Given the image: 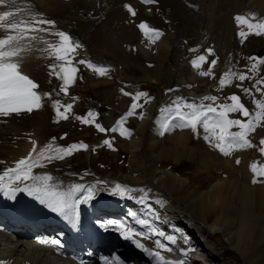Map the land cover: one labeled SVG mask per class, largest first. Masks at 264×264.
Instances as JSON below:
<instances>
[{
    "label": "bare ground",
    "instance_id": "1",
    "mask_svg": "<svg viewBox=\"0 0 264 264\" xmlns=\"http://www.w3.org/2000/svg\"><path fill=\"white\" fill-rule=\"evenodd\" d=\"M113 2L114 0H106L105 2L94 0V3L93 0H17L18 4H27L34 12H38L44 18L54 21L56 30L64 31L73 37L74 40L78 42L81 40L85 43L86 53L89 51L93 52L92 55L88 56L94 59V63H109L108 74L101 76L105 78L99 79L96 82H90V85L94 89L92 92L94 96L97 95L96 86L110 84L109 81L112 80L113 74L115 77L114 81H116V78H120L118 74H120V70L123 69L122 65L125 63L118 59H108L104 54L117 57V47L120 46L123 51L125 47L133 48L137 55H142V50H148V54H151L150 60L146 61L147 58L142 55L145 61L139 60L138 63L143 65L140 66L143 79L155 86L156 101L154 100L149 105L147 104L148 106L144 110L142 122L138 124V129L136 130L138 132L132 131L127 140H123L119 145L129 155L130 175L124 181L117 182L132 185V187L133 185H144L146 190H149V194L163 195L169 201L182 204L183 208H180V205L178 207L193 219V222H190L191 225L195 224L205 227L208 231L206 233L213 235L214 240L225 245L232 252L233 258L228 262L229 264H264V180L259 178L258 183L252 184L251 182L250 165L253 157L247 159L246 155L247 150H251L235 151L236 156H233L235 158L232 157V161L230 160V162L225 163L220 156V152L207 145L197 135L194 140L196 147L192 149V152L185 160L184 152L186 150L185 147H187V140H180L173 148H166L163 142L167 139L161 135L159 136V130L151 131L152 128H149V130L147 128L148 125L146 127L143 125L149 122V118L157 104H163L168 98L177 96L181 91L188 93L186 89L180 88V85L184 81L178 74H175L178 71L176 68L177 58L185 56L183 59L186 60L192 55H202L205 47V50L211 47L214 50L211 56L215 55L216 61L220 59L217 63L221 64L219 66L216 64L213 67L216 71L221 72L227 65L225 62L228 57L226 48L228 46L231 48V57H234L237 52L236 50H238L233 35L235 26L231 15L242 12L247 16L254 14L257 18H264V0H154L150 8L152 11L159 9L156 13L157 18L162 21L165 19L166 21L163 27L164 32L159 39L156 41L153 39L149 43L143 41L144 39L141 38L142 33H138L137 29L140 23H145L147 26V23L150 24L152 22L154 24L156 22V14L152 12L150 15H145L138 11L135 12V16H132L133 20L128 21L130 17L127 15L125 18V11L121 10L116 11V15L109 20L108 24L106 22L103 23L102 21L117 7ZM129 3L131 6L136 7L138 1L132 0ZM101 16H104V18L100 19ZM140 16L142 17L136 21V18ZM101 22L103 23L101 28L97 27ZM128 22H132V24ZM81 26H84L82 31L79 30ZM129 27L135 32L136 37ZM88 28H91V32L89 33H87ZM105 28L108 32L103 31ZM153 28L158 29L159 27L153 26ZM167 29H173L168 36L170 41L164 42L162 46H157L156 49L155 45L167 34ZM3 35V30H0V37ZM44 35L50 41L58 39L47 34ZM230 40L232 43H229ZM146 44H150L149 48ZM193 45L197 46V51L189 54V51L194 49L190 47ZM231 45L232 47H230ZM243 45L246 46V53L252 54L255 49L264 47V36L251 37ZM81 50L83 49L79 48L74 53L70 52L68 58L71 57L72 59L74 54L76 57H79L84 51L81 52ZM239 50L243 52L241 49ZM125 56L122 53L121 58L126 59ZM205 57H209L206 55V52ZM43 58L45 61H43ZM41 59L49 74L50 68L48 67V63L53 62L56 64V61L54 57L51 59L47 58L49 61L46 60L38 51L26 55L21 61L22 73L24 71L28 74L30 73L24 66L25 61L31 64L32 60L34 63H37ZM150 61H152L151 66L153 68L144 67ZM183 62L182 66L184 68L181 66L180 69H186L187 76L190 77V73H193L191 70L192 64ZM188 70H191V72H188ZM123 74H125L122 77L124 82L131 81L126 73ZM51 76L56 77L55 75ZM107 76H109V79ZM31 77L29 78L32 79ZM198 78L206 79L204 77ZM32 80L36 83L39 82L34 77ZM119 82H121V79H119ZM133 82L134 84L137 83L136 81ZM82 83L85 82L82 81ZM194 83L195 85L203 86V84ZM39 88L46 90L41 83ZM39 88L37 91H39ZM54 88H56V83ZM203 88L205 89V86ZM102 96L105 103H107L105 105L108 107L117 110L125 109V99L120 96L119 90L114 89L111 93L106 90L102 91ZM51 104L49 103L50 106ZM37 110L38 108L34 109L31 113L22 112L19 115L11 114L7 117H0V161H3L0 165L3 166L2 170L8 167H15V162L20 158H24L31 150V141H35L38 148L41 140L40 125L43 119L39 118ZM54 110L51 109L49 113L52 119L56 116V111ZM117 110L115 113L118 112ZM184 111H188V109H184ZM111 113L115 114L114 112ZM65 120L68 121V119ZM62 123L60 124L62 125ZM46 127L49 126L46 125ZM118 137L124 138L125 136L117 134L115 138ZM144 138H148L152 143L144 150L148 152L146 155L148 158H142L141 142ZM258 157L264 160V156L261 154ZM237 159L240 160L239 164L236 163ZM186 163H197L199 167L205 169L204 174L206 173L207 177H198L199 183L195 188L191 186L193 189L182 190L179 182L169 174V170L182 167ZM57 166V162L52 161L44 168L43 171L47 173V176L52 178L49 182L55 181V173L57 177L58 171ZM167 167L171 168L168 169ZM206 182L207 186H211L212 188L210 192L199 189L205 188ZM180 192L182 193L181 196H179ZM147 242L152 246L151 241ZM0 256L11 259V262H22L24 264H72L65 260H58L51 256L47 249L34 245L26 238L12 241L1 234ZM166 258L171 259L169 257ZM86 264L96 263L93 260H89Z\"/></svg>",
    "mask_w": 264,
    "mask_h": 264
},
{
    "label": "snow or ice",
    "instance_id": "2",
    "mask_svg": "<svg viewBox=\"0 0 264 264\" xmlns=\"http://www.w3.org/2000/svg\"><path fill=\"white\" fill-rule=\"evenodd\" d=\"M143 2L151 4L154 0H143ZM126 7L133 16L136 15L131 7L127 5ZM0 9H5L0 10V30L4 32V35L0 37V117H7L11 114L19 115L22 112L31 113L34 109L41 107L42 100L47 96L54 100L53 108L56 110L57 118L67 119L68 116L65 113L70 111L72 105L70 103L61 105L60 100L55 99L52 93L42 94L38 92L39 85L22 73L21 61L26 55L38 51L47 58L54 57L55 61L63 62L50 65L49 75H55L58 79L62 80L59 92L63 93L64 96H68V88L74 81L77 72V68L71 66L72 61L68 59V54L76 52L82 45L66 32L56 30L54 21L44 18L38 12H34L27 4H18L17 0H0ZM234 19L238 27L246 26L248 29V32L240 31L238 33L241 37H247L249 34L264 35V18H257L254 14H250V16L237 15ZM138 27L142 31H145L149 40L159 39L162 35L157 30L149 29L145 23H140ZM44 34L58 39L50 41L45 38ZM206 51L209 56L213 55L212 49L209 48ZM202 62H206V57L199 55L191 61V64L193 68L199 69ZM78 63L85 65L99 76H106L109 72L107 66H97L83 59L79 60ZM216 64L217 61L212 59L208 70L200 71L199 75L210 76L213 66ZM259 65H264V60H259L257 63L252 64L249 71L253 75H257ZM57 67H59V72L56 71ZM234 79L244 82L246 79H250V77L243 73L225 72L219 78V85L220 87H224ZM253 87L264 97V91H262L264 77L257 79ZM243 92L249 96L252 95L248 88H243ZM124 95L127 96L129 93L124 92ZM141 97H147V94L137 92L132 97L134 102L131 108L125 116L116 122V127L111 128V131L116 132L119 130L121 136L130 135L123 128V123L128 117L135 114V110L140 106L135 101H138ZM228 99L232 101L231 104H219L217 107H213L212 104H204L203 101L215 103L217 100L215 96H204L199 105L195 102L185 103L183 98H178L172 102V105L160 109L162 115L159 125L161 131L159 134L163 136L174 129H180L191 130L194 135H199L198 128H202L205 133L204 140L210 147L217 149L225 157L230 156L234 151L254 147L249 139V134L255 132L258 126L261 125V122H264V99L253 100V104L258 109L254 115L240 102L239 96L232 95ZM147 102L148 100L146 99L145 103ZM61 107H63V112L60 111ZM182 109H188V111H182ZM230 113H239L245 118L246 122L242 119H229ZM140 118H143V114H141ZM76 119L82 123H92L96 119V114L89 112L87 117L77 116ZM234 127L238 128L239 131H230ZM96 128L101 132L107 130L98 123L96 124ZM31 143L32 148L28 155L17 160L15 167L6 168L3 174L0 175V191L7 189L12 183L32 180L33 186H26L24 189H12L11 193L5 191V194L14 195L15 191H28L30 195H35L41 203L49 207L51 211L74 223L76 219L75 208L81 201L73 200L72 197L75 193L80 192L83 186L73 185L67 193L55 192L51 190L47 183L52 179L50 176L33 175L32 170L35 167H42V161L44 160L51 162L54 159H63L64 156L71 155L75 150L87 148V145L83 143L71 144L66 148L57 147L54 150L50 146H46L38 150L36 142L31 141ZM103 144L111 146L108 140H104ZM260 145L259 151L264 155V139L260 141ZM50 151H55L56 155H48L47 153ZM0 163H3V161H0ZM236 163L239 164L240 160L237 159ZM250 169L253 173L251 182L252 184H256L259 182L258 177H264V165L253 163L250 165ZM6 177L7 183L5 182ZM110 191L112 194H119L121 197H124L127 193L129 194V199L133 198L132 193L139 191L143 193L139 197V202L143 204L148 198L149 190L131 189L117 183ZM91 199L92 188L89 187L87 195L83 198V202ZM127 215L131 217L133 223H129L127 220L113 219L107 221L103 227L106 229L111 227V230L118 232L124 240L131 241L136 248L143 251L150 258L152 264H188L187 251H182L180 253L181 258L177 260L168 259L162 254L174 251L171 245L176 244L177 237L175 234H166L165 231H162L156 225L155 221L159 219L158 216L153 214L150 219L148 217H140L136 212H129ZM0 231H4V229L0 228ZM134 237L151 241L155 246V250L145 247L143 243L133 239ZM162 240L167 243L162 242ZM37 243L49 244L57 251L58 255L60 254V242L56 239L37 241ZM189 251H192V249H189ZM111 261L115 262V264H120L118 256L114 255ZM0 264H11V261L0 259ZM80 264H83V262L81 261Z\"/></svg>",
    "mask_w": 264,
    "mask_h": 264
},
{
    "label": "rangeland",
    "instance_id": "3",
    "mask_svg": "<svg viewBox=\"0 0 264 264\" xmlns=\"http://www.w3.org/2000/svg\"><path fill=\"white\" fill-rule=\"evenodd\" d=\"M105 1L106 0H102V2H105ZM137 1H138V4L136 7H134V6H131V4L129 3V2H132V0H114L113 4L117 5L116 9L112 13H110L107 16V18L102 22L103 23L106 22L108 24L109 20L114 15H116V11H121V10L125 11V18L127 15L130 17L131 13L128 11V8L126 7V5L128 7H131V9L134 12L139 11L141 13H144L145 15H150L152 12H154L156 14L159 11V9H154V11H152V9L150 8L152 5H146L142 0H137ZM93 3H94V0H93ZM141 17L142 16L136 18V21H138ZM102 18H104V16L100 17V19H102ZM158 19L159 18H157V14H156V22L154 24L152 22L150 24L149 23H147V24H148V26L151 25L150 28H152V26L159 27L158 31H161L163 33L164 32L163 27L165 26L164 23L166 20L164 19L162 21V20H160V19L158 20ZM131 20H133V17H130L128 21H131ZM102 22L97 27L101 28V25L103 24ZM128 23L132 24V22H128ZM126 27H128V26L126 25ZM83 28H84V26H81L79 30L82 31ZM130 30H131V32H133V30L131 28H130ZM167 30H168L167 34L161 40H159V42L155 45L156 49H157V46H162L164 42L167 43L168 41H170L168 36L170 35L169 34L170 31L173 29H170V30L167 29ZM103 31L108 32L106 30V28ZM89 32H91V28L88 30L87 33H89ZM133 34L135 36V32H133ZM263 36L264 35H261V37H263ZM251 37H259V36L254 35V34H249V35H247L246 41H248ZM166 39H167V41H166ZM229 43H232V41L230 40ZM132 44H133V42H132ZM146 46L149 48L150 44H146ZM206 46H208V44H206ZM133 47L135 48V46H133ZM230 47H232V45ZM205 49H206V47L203 50L204 52H206ZM210 49H211V47H210ZM239 49H241L245 54H247L246 53L247 49H246L245 45H242L240 47L238 46V50ZM259 49L260 48L255 49L254 53L257 52ZM230 50H231V48H229V46H228L226 48V51L228 52V54H227L228 57L225 60V62L227 64L226 68L222 69L221 72H218V70L216 71L213 67L212 72L215 73V76H220L228 68V61L231 57ZM82 51L83 50H81V52ZM204 52H203V54H204ZM92 53L93 52H91V51H89L87 53H86V51H83L81 53V55L79 57H77V62L79 60H81V57H83L85 60L87 58H90L87 56L92 55ZM117 53H118L117 57H113V56L108 55V54H104V55L108 59H112V60L118 59L121 62H125L122 65L123 69L120 68L121 69L120 74H118L120 78H116V81H114L115 77L113 74L112 80L109 81L110 84L104 85V86H103V84H101V85H99V87L96 86L97 87L96 88L97 95H95V96H94V94H92L94 89L90 85V82H96L99 79H104L105 77H101V76L97 75L94 71H92L90 69H84V73H82L83 70L79 69L78 63L76 65H73L74 67L77 68V72L75 74L74 81L71 83V85L68 88V92L77 94L78 98L73 100V105H72L69 113H65V114H67V116L69 115L67 118L68 121L67 120L64 121V119H58V120L52 122V118L50 117L49 113H50L51 109L54 110V108H53L54 100H52L50 102L44 101V103L41 105V107H39L37 110L38 114L40 116L39 118L43 119L41 122L42 124L40 123L41 124L40 125V137H41L40 143L43 142V140L46 138V136H47V138L49 137V138L53 139L52 135L55 136V140H59V142H63V143H58V144L64 148L69 146V143L66 142L69 140L83 139L86 141L85 145H87V143H91V142L93 144L94 143L98 144L101 140H108L110 142L111 146L104 144V146L97 147L98 149L95 147H92V148H94V149H92V148H90V146L87 145V148L80 149L78 152L77 151L74 152L69 157H67V158L65 157L66 159L64 161L58 162L57 164L59 167L57 166V168H59V169H58L57 173L62 174L63 178L73 176L72 174L75 173L74 171H76L78 173H82L83 175H87V176L90 175V176L100 177V179L105 178L106 180H110V179L112 180L113 179L116 181H124V179H126L130 175V172H129V155L127 152H124L122 147H119L120 143L123 140H127L129 135L125 136L124 138L123 137L115 138L117 133L109 132L106 135L105 132H103V133L98 132V130L93 126L92 123H87V124L78 123V121L75 118V113L78 112L77 109H84L83 108L84 107V105H83L84 101H83V99L80 98V97H82V95L83 96H89L95 101L99 100V101L103 102L104 104H107V103H105L104 98L102 96V91L106 90L107 92L111 93L114 89H117V90H119L120 96L125 99L124 102H125L126 107H125V109L123 108L121 110H117V109L112 108V107H109V109L111 110V112L115 113L117 110L118 112H123L126 115V113L129 111V109L131 108V105L134 102L132 97L135 96V94L137 92H143V93L147 94V97L149 95H152L153 96L152 99L148 100L147 103H145V100L147 99V97H141L138 101H135V103H137L140 106L135 110V114L133 116H131V118L128 117L123 123V125L125 127L130 129V131H128L129 133H131L132 131H136L138 129V124H140L142 122V118H140L141 114H144V110L151 103V101L152 102H154V100L156 101L155 86L147 83L146 80L143 79L142 74H141L142 69L140 67L143 65L142 64L140 65L138 63L139 60L145 61L144 60L145 58H147L146 61H148V59L150 60L151 54H148L149 53L148 50H145V51L142 50V55L145 57V58H143V56L141 54L137 55L133 48L125 47V49L123 51L121 46L117 47ZM122 53L124 56L126 55L125 56L126 59L121 58ZM74 56H75V54H74ZM32 59H34V58H32ZM68 59H70L72 62L74 61L73 59H71V57H69ZM177 59H178L177 60L178 62H176L177 63L176 68L178 69V71L175 72V74H178L179 77L182 78L185 83L186 82L190 83L192 86L191 90H193V88L198 89L197 86H199V85L198 84L196 86L194 85L195 84L194 82H196V83H199L200 85L203 84V86H201V90L205 91L209 86L208 85L210 83L209 81H211V79H212L211 75L206 76V77L203 76L204 78H207V80H208L207 81L206 79H201V78L196 77L197 75L195 76L194 75L195 73L193 74L191 72V70H188V72H191L190 77H188L187 73H186V69H180V67L184 63L183 61L188 62V60H184L183 58H177ZM212 59H215V55L210 56V61ZM46 60H48V59H46ZM219 60L220 59H218L217 62H219ZM43 61H45L44 58H43ZM26 62L27 61H25L24 66L30 71L29 75H31L32 77L37 79L42 84V86H44L46 88V90L53 92V91H56L57 89H59V87L62 83V80L60 79L61 80L60 81L57 77H52L51 75L48 74V70L46 69V66L43 64L42 59L37 63H34L33 60L31 61V64H29L28 62L26 63ZM206 63H208V62L206 61V62L202 63L201 67H203V68H201V69L199 68L200 71H207L208 70ZM52 64H54V63L53 62L48 63V67ZM56 64H57V61H56ZM151 64H152V61L147 62L144 67L153 68L151 66ZM217 64H218L217 66L221 65L220 63H217ZM182 68H184V67L182 66ZM58 69H59V67L56 69L57 72H59ZM86 70H87V72H86ZM147 70H149V69H147ZM123 73H126L128 78H130L131 81H129V85L120 84L119 79H122V77L125 75ZM110 76H111V74H110ZM107 77L109 79V76H107ZM52 81H54V82H52ZM82 81L85 83H82ZM132 81H136L139 84L136 85L137 83L134 84V82L132 83ZM122 82H124V81H122ZM55 83H56V88H54ZM204 86H205V89L203 88ZM189 89L190 88H187V92ZM124 92L129 93V95H127V96L124 95ZM57 97H59V96L56 95V98ZM49 103L50 104L52 103L51 106L49 105ZM72 108H74V109H72ZM54 111H56V110H54ZM153 114L154 113L151 114V116L149 118V122H146L143 125H144V127H146V125H148V127H147L148 129L149 128L150 129L155 128L154 129L155 131L160 130V127H159L160 120H158L157 126L154 127L155 126L154 118L151 119ZM61 122H63L64 124L62 123V125H61L60 124ZM46 125H48L49 127H46ZM66 129H67V131H66ZM152 129H151V131H152ZM60 132L65 133V136L62 139L58 138V136H57V134L58 133L60 134ZM136 132H138V131H136ZM159 133H160V131H159ZM77 134H79V135H77ZM83 134H87V135H83ZM101 134H103V135H101ZM159 136H160V134H159ZM162 137H165L167 139L166 141L163 142V144H165L166 148H173V146L175 144H177L178 141L184 140V139L187 140V144H186L187 147H185L186 150L184 152V159L185 160L187 159V156L192 152V149L194 147H196L194 140L197 137V135H194L193 133L191 134L188 131H183V130L179 131L178 129L172 130L171 132L166 133ZM150 144H152V143L148 138L147 139L144 138V140H142V142H141V146H142L141 147L142 148L141 153L143 155L142 158H148V157H146L148 152H146L144 150ZM250 150L254 151V147H252ZM251 151L247 150V153H246L247 159L255 156V155H253V152L251 153ZM179 155H180V153H179ZM233 156H236L235 151H234ZM227 157H228V159H226L225 156H221L223 162L227 163L228 161L230 162V160L232 161V155H230V157L229 156H227ZM167 168L170 169L171 167H167ZM204 172H205V169L203 167H199L197 163H193V164L186 163V165H184L182 167L175 168L174 170H169V174L172 175L179 182L180 188L182 190L193 189L196 186H198V183H199L198 177L199 178H204V177L206 178L207 177L206 173L204 174ZM257 179H259V178H257ZM116 184L117 183L115 181H113L111 184H99V187H101L102 191L109 194V193H111L110 190ZM134 186H138V185H133V187L131 185L130 187L135 188ZM191 186L193 188H191ZM94 187H95V189H97V186L95 185V183H94ZM144 187L145 186L142 185V186L138 187L137 189H144ZM199 189L201 191H207V192H210L212 190L211 186L210 187L207 186V182H206L205 188H199ZM145 190H146V187H145ZM181 194L182 193L180 192L179 196H181ZM148 196H149L148 199L156 198V199H154V202L151 203V205L153 206V208H155V213L157 211H159V213H162V215L164 216V222L165 221L167 222L166 224H170V222H171V223L177 225L178 228H180L182 232H185L189 236V239L190 238L192 240L194 239L193 243H195L198 247L197 250H198L199 256L197 255L198 256L197 259L200 261L194 262L193 264H204V263H206V264H229L228 262L233 258L232 252L225 245L218 243L216 240H214V238L212 237L213 235L206 233L208 231L206 230L205 227L200 226V225H195V224L191 225L190 222L192 223L193 219L190 218V216L186 215L184 213V211L180 210V208H183L182 204H179L178 202H174L171 200L169 201V199H167V197H165L163 195L159 196V195H156L153 193H150V194L148 193ZM160 198H162V199L160 200ZM164 199H165V201H164ZM160 208H162V209H160ZM163 209H164V211H163ZM145 210H146V207L143 206L142 211L145 215H147L145 213ZM137 215L138 216L140 215V217H144L143 214H137ZM179 234H181V232H179ZM190 246H193V245L191 244ZM151 247L155 248L154 244H152ZM182 247L183 246H180V250H182ZM163 254L166 257L171 258V260H173V258H174L172 256V253H163ZM170 256H172V257H170Z\"/></svg>",
    "mask_w": 264,
    "mask_h": 264
},
{
    "label": "water",
    "instance_id": "4",
    "mask_svg": "<svg viewBox=\"0 0 264 264\" xmlns=\"http://www.w3.org/2000/svg\"><path fill=\"white\" fill-rule=\"evenodd\" d=\"M264 51V48H262L261 50H260V52H263Z\"/></svg>",
    "mask_w": 264,
    "mask_h": 264
}]
</instances>
